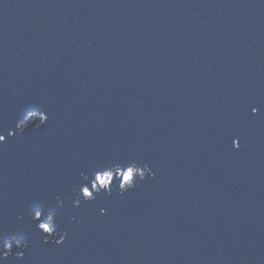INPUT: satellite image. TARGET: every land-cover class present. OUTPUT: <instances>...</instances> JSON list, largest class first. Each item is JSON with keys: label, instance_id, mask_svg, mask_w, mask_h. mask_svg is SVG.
I'll return each mask as SVG.
<instances>
[{"label": "water", "instance_id": "95a60500", "mask_svg": "<svg viewBox=\"0 0 264 264\" xmlns=\"http://www.w3.org/2000/svg\"><path fill=\"white\" fill-rule=\"evenodd\" d=\"M0 136V264H264V0H0Z\"/></svg>", "mask_w": 264, "mask_h": 264}, {"label": "clouds", "instance_id": "9594fccd", "mask_svg": "<svg viewBox=\"0 0 264 264\" xmlns=\"http://www.w3.org/2000/svg\"><path fill=\"white\" fill-rule=\"evenodd\" d=\"M19 128H20V132H22V130H25L26 124H23V123L20 124ZM105 183H107V181H105ZM124 187L125 188L131 187V185H124ZM73 192L75 193L76 190L73 189ZM86 193H87V190H85V194H84L83 197H77V200L74 203L76 206H78L81 203V200L91 201V200L87 199V194ZM57 203H60V198L59 197H57ZM39 215H40V213H36V217H39ZM49 215L51 216L52 213H49ZM33 221L35 222L34 218H33ZM37 227H38V230L43 235H45V237H46L47 229L45 228V226L42 225V224H38L37 223ZM60 239H63V236ZM50 241H56L55 236L45 238L44 243H48ZM13 246H15V248L19 250L17 252V257L19 258L20 253H22L26 249L27 244L25 242L20 241L15 235H13L11 237V241H4L3 242V248L0 249V256L6 257V258L9 257L12 254V252H13Z\"/></svg>", "mask_w": 264, "mask_h": 264}, {"label": "rangeland", "instance_id": "374dc122", "mask_svg": "<svg viewBox=\"0 0 264 264\" xmlns=\"http://www.w3.org/2000/svg\"><path fill=\"white\" fill-rule=\"evenodd\" d=\"M144 171H142L140 168H135V167H132V168H128L124 171H118V176H121L122 174V180H121V183H122V187H124V185H131V181H132V178L133 176L136 175H142ZM114 175V172L110 171V172H104V173H100L99 175H97L94 179H93V188L95 190H98L100 187H104L105 186H109L110 184V180L112 179ZM105 181H107V183H105ZM85 190H87L86 188H83L82 189V194L84 195L85 194ZM87 193L88 190H87ZM89 196V195H87ZM48 220L51 219V217H47ZM42 225L45 226V228L47 229V232L48 233V236H53L54 235V229L48 225H46L45 223H41Z\"/></svg>", "mask_w": 264, "mask_h": 264}, {"label": "snow or ice", "instance_id": "6c2138e0", "mask_svg": "<svg viewBox=\"0 0 264 264\" xmlns=\"http://www.w3.org/2000/svg\"><path fill=\"white\" fill-rule=\"evenodd\" d=\"M252 111H253V113L255 114L257 111H258V109H256V108H253L252 109ZM24 132V130H22V132L21 133H23ZM5 141V137L4 136H0V143H3ZM234 143H235V145H236V147L238 148L239 147V141L238 140H234ZM87 195H91L90 193H86ZM111 193H109V195H110ZM93 199H95V197H93ZM92 199V200H93ZM66 235V234H65ZM63 239H64V237H63ZM63 239H60V241H59V243H62L63 242ZM27 247V246H26ZM4 258H6V257H4Z\"/></svg>", "mask_w": 264, "mask_h": 264}]
</instances>
